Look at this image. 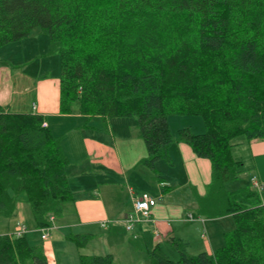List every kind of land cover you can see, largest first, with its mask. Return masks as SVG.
Returning a JSON list of instances; mask_svg holds the SVG:
<instances>
[{
	"label": "trees",
	"instance_id": "trees-1",
	"mask_svg": "<svg viewBox=\"0 0 264 264\" xmlns=\"http://www.w3.org/2000/svg\"><path fill=\"white\" fill-rule=\"evenodd\" d=\"M39 28L59 56V110L136 119L146 149L141 165L171 164L170 116H200L204 133L177 131L178 142L210 162L205 219L231 216L233 228L213 253L190 256L173 238L176 261L155 251L150 264H264V182L227 191L241 163L231 140H264V0H0V47ZM44 119L0 106V216L24 193L39 229L74 199L60 140ZM263 193V197L260 196ZM78 250L88 235H73ZM0 264H49L25 234L0 235ZM77 264H114L111 255H79Z\"/></svg>",
	"mask_w": 264,
	"mask_h": 264
},
{
	"label": "crops",
	"instance_id": "crops-1",
	"mask_svg": "<svg viewBox=\"0 0 264 264\" xmlns=\"http://www.w3.org/2000/svg\"><path fill=\"white\" fill-rule=\"evenodd\" d=\"M28 38L24 40L28 41L30 47L33 41L27 40ZM35 48L37 53L28 59L24 55L26 59L19 65L11 67L7 63H0V106L13 113L42 116L52 135L60 141L67 134L79 133L81 136L80 143H64V146H69L67 152L63 150V144H60L66 158H72L74 162H79L76 159L79 156L76 157L74 154L82 153L84 166L77 172L81 179L85 177L91 181L88 188H93L95 195L93 197L84 193V189H75L79 187L72 183L67 166L65 171L67 176L69 175V185L74 193L72 201L75 203L76 215V221L67 230L70 232L67 239L72 242L70 237L73 235L89 236L86 247L81 250L76 246L69 247L68 256L72 259L75 257L78 262L80 254L111 255L113 263L116 264H150L149 254L153 251L171 259L178 257L170 244L173 238L181 239L188 244L187 254L190 256L201 252L211 254L221 247L224 243L223 235L227 231L217 233L216 225H220L221 229L219 223L232 217L224 216L217 219L200 217L196 213L194 198V193L198 196L206 193L211 179L210 162L198 158L188 145L178 142L177 137L174 138L172 135L174 142L168 147L171 164L163 160L157 161L155 163L157 175L138 165L146 157V149L137 128L128 131L124 130V123L116 124V127H121L119 128L121 131L115 135V123L110 119L102 121L101 118L94 117L101 121L99 127L98 124L94 127L89 125L88 121L81 123L82 119L90 120L93 117L78 114L76 106H73L71 114H62L59 110L58 76L57 84L50 90V98L48 93L44 95L45 88L39 86L37 82L48 73L40 71L39 75L34 77L27 73L25 66L42 56L41 54L49 52V46L46 48L42 39V46L38 48L35 45ZM84 134L86 137H83ZM89 134L92 137H89ZM237 144L247 148L253 176L263 183L264 140L239 139ZM172 167L180 168L179 177L170 173L169 169ZM251 177L248 178V186ZM161 183L167 184L164 186ZM227 185L228 183L225 188ZM143 196L151 197L155 201V206L151 208L147 221L136 224L134 229L128 232L123 219L133 211L135 201ZM78 201H82L83 204H78ZM203 231L206 234L209 232L211 239H208V236L203 237ZM41 235L40 240L46 242L47 238L43 240ZM97 239L101 240L99 246L96 245ZM57 264L68 263L59 261Z\"/></svg>",
	"mask_w": 264,
	"mask_h": 264
},
{
	"label": "rangeland",
	"instance_id": "rangeland-1",
	"mask_svg": "<svg viewBox=\"0 0 264 264\" xmlns=\"http://www.w3.org/2000/svg\"><path fill=\"white\" fill-rule=\"evenodd\" d=\"M32 38H40V40L32 39ZM42 39L44 40V46L48 48L49 43H48L47 35L43 33L39 28H35L32 31L30 37L27 39V40L33 41L32 46L29 47V43H27L28 41L22 40L19 42L10 43V44L0 47V63H7L11 67L19 65L20 63H22L24 59L26 58L28 59V57L30 56L33 57L32 55L34 53H37L35 52L36 51L35 45L38 48L39 46H42ZM38 52L42 53V51H38ZM24 55L27 57L25 58ZM41 55L42 56H40L39 58L35 60L33 59V61L30 64H27L25 68L27 70V73H30L34 77L39 75L40 71H42V73L44 72L48 73L46 74L47 75L46 77L40 78L37 83L39 86H42L43 88H45L44 95L48 93L49 94L48 98H50V90L52 89V87L53 88L55 87V84H57L56 78L59 74L60 59L56 53H50V51L47 52L46 54H41ZM21 67H23V65ZM86 121H88L87 123L89 125L94 126V127H96V124H98V127L101 125V121L98 118L93 117L90 120H87L84 118L81 120V123L84 124L86 123ZM110 121L115 123L114 124L115 130L113 128L115 135L119 131H121L119 129L121 127H116V124L124 123L125 126H123V128L124 130L127 129L128 131H130L132 128H135V129L137 128L136 119L133 117L111 118ZM70 124H74V123H70ZM168 125L171 131V134L173 135L174 138L177 137V131L183 128H189L190 131L196 135L203 134L205 131L203 121L200 116H170L168 117ZM63 135L64 134H62V136ZM83 137H86V135L84 134ZM89 137H92V136H90L89 134ZM239 139H245V138L243 136H238L231 140V144L235 145L232 148L233 158L239 161L241 163V166L239 167L237 178L229 182L227 185L226 189L230 191H233V190L236 191L240 188H243L244 186L248 187L247 185L248 178L253 176V173H254L251 171V168L249 165V161H248L249 154H248L247 148L240 144H237ZM80 141H81L80 134L72 133V134H67L66 137H64L60 141V143L63 144V147H64L63 150L67 152L68 151L67 147L69 146H66V145L64 146L65 142L80 143ZM74 155L76 157L79 156V158H76L78 159L77 161L79 162H74L72 158L68 159L67 169H68V174L71 173L70 179L72 180V183L76 185V187H79L75 189H84V193H87L88 195H92L94 197L95 194H93V188H88L91 185V181L88 179H85V177L81 179L80 175L78 174L79 172H77V170L78 171L82 170L84 166V164L82 163L84 162L82 153L77 152ZM169 170L172 175L173 174L178 175L180 173L179 167H172ZM256 179L259 181L258 178ZM260 196L263 197V193H260ZM120 200H121V195L119 196V201ZM78 202H77L78 204H83L82 201H78ZM74 206H75V203L73 201L64 202L62 205L61 216L55 219H52L50 221V227L39 229L32 215L30 206L26 202L24 193L17 194L15 196V207H14L12 214L9 217L0 216V235H4V234L15 235L17 231V228L15 227V223L20 222L22 226L25 228V238H26L27 243L30 246L35 247L37 250H39L45 256L49 264H57L59 261H64V263H68V264H76L78 263L76 261V258L73 257L72 259L70 258V256H68V253H69L68 248L69 247L75 248V245L74 243L70 242L67 239L70 233L67 230L71 228V224L76 221ZM219 224H221V229L219 227L220 225L219 226L216 225L218 227L217 233L222 230L224 232L225 231L228 232L233 228V225H234L232 218L225 219V221ZM212 233H214V230ZM41 234L46 235L47 237L46 242H42L40 240ZM207 234L204 231L202 232L203 237L208 236V239H211V234L209 232ZM99 241L101 240L97 239L96 241L97 242L96 245L98 246L100 245ZM168 259L172 261H176L178 257L173 258V259L171 258H168Z\"/></svg>",
	"mask_w": 264,
	"mask_h": 264
},
{
	"label": "built area",
	"instance_id": "built-area-1",
	"mask_svg": "<svg viewBox=\"0 0 264 264\" xmlns=\"http://www.w3.org/2000/svg\"><path fill=\"white\" fill-rule=\"evenodd\" d=\"M42 127L46 128L47 124L45 122L42 123ZM250 186L252 189L257 192H261L263 190V183L259 182L256 177L250 178ZM167 183H161V185H166ZM155 206V201L148 196H143L134 203V209L131 213L127 214L124 219L125 229L128 232H131L134 229V226L143 221H147L150 218V210ZM52 220V219H51ZM191 216H189V221H191ZM15 227L17 231L15 235L17 237L25 234V228L22 226L20 222L15 223ZM46 235L42 234L41 239H46Z\"/></svg>",
	"mask_w": 264,
	"mask_h": 264
}]
</instances>
